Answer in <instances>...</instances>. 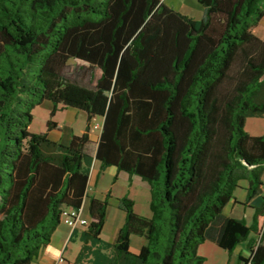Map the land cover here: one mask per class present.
Segmentation results:
<instances>
[{
  "label": "trees",
  "instance_id": "trees-1",
  "mask_svg": "<svg viewBox=\"0 0 264 264\" xmlns=\"http://www.w3.org/2000/svg\"><path fill=\"white\" fill-rule=\"evenodd\" d=\"M201 20L162 0H0V264H32L66 206L82 207L95 157L151 185L147 218L120 200L126 220L108 264H204L215 240L229 257L247 241L264 264V198L245 219L225 217L240 182L245 205L264 189V0H197ZM98 71L93 87L66 77L70 62ZM53 106L47 131L33 111ZM87 114L68 145L49 138L56 113ZM104 118L95 146L91 127ZM90 200L87 234L99 239L108 199ZM132 234L143 236L140 252ZM254 235V237H251Z\"/></svg>",
  "mask_w": 264,
  "mask_h": 264
},
{
  "label": "crops",
  "instance_id": "crops-1",
  "mask_svg": "<svg viewBox=\"0 0 264 264\" xmlns=\"http://www.w3.org/2000/svg\"><path fill=\"white\" fill-rule=\"evenodd\" d=\"M199 18L200 17H195V19ZM46 105L51 112L53 108L52 104L48 102ZM65 110L67 109L60 110L56 113L54 120L57 122L58 126L52 131H49V137L54 131H58V136L53 140L68 145L72 135H81L86 126L76 129L70 125V123H67L64 125L63 129L61 124L57 121V115L59 112ZM70 112H72V117L76 118L80 116L87 120V114L83 111L76 112L72 109ZM103 122L104 118L102 117H97L92 122L91 139L95 146H97L100 140ZM94 129L98 131L97 134H94ZM100 170L101 161L95 157L94 149L90 166V177L82 207L85 217L90 219L91 198L94 197L99 200H104L108 193H110L105 223L99 239H92L86 232L87 227L71 228L64 224H60L54 232L51 242L41 249L38 257L32 264H57L60 257H64L66 261L65 264H108L113 255L112 246L126 220V212L120 203L123 197H128L134 201V211L136 214L147 218L152 216L150 209L151 185L148 181H145L139 175H130L127 171L119 170L114 165L106 167L101 173H99ZM262 180H264V175ZM263 198L264 189L263 192L254 197L248 205H245L247 195L246 198H243L235 194L234 199L225 207L223 215L225 217L245 219L247 224L250 225L253 221L254 208L262 204ZM222 223L223 219L219 220L212 227L213 239L206 241L200 246L199 254L201 256H207V251L214 252L220 256L219 264H249L244 260H240V256L246 260L251 256L247 241L239 244L231 257H229V254L215 242L214 239L218 237ZM251 237H254V235H251ZM130 240V250L135 254L139 253L146 243L145 238L137 234H132ZM206 247H209L208 250ZM207 261L208 259H206L204 264H206Z\"/></svg>",
  "mask_w": 264,
  "mask_h": 264
},
{
  "label": "rangeland",
  "instance_id": "rangeland-1",
  "mask_svg": "<svg viewBox=\"0 0 264 264\" xmlns=\"http://www.w3.org/2000/svg\"><path fill=\"white\" fill-rule=\"evenodd\" d=\"M167 6L179 11L185 15H188L195 19V17H200L197 20H201L204 16V7L197 0H162ZM255 34L264 40V19L262 23L255 29ZM65 75L67 78L77 81L87 87H93L94 81L98 75V71H88L76 66L72 61L68 64L65 69ZM48 103L44 102L42 105L35 108L33 111L34 119L30 127V131L32 133H44L47 131V122L50 119V111ZM50 103V102H49ZM81 111L76 108L69 107L65 111H61L57 115V121L61 124L64 129V125L70 123L76 129H80L81 127H85L87 124V120L83 117L77 116L72 117L71 110ZM84 112V111H83ZM245 130L254 136L264 135V115L262 116H251L248 117L245 124ZM94 134H97V130H93ZM50 139H54L58 136V131H54L53 134H50ZM264 182V180H263ZM248 182L243 180L240 182L239 188L236 189L235 193L239 197L246 198ZM207 250L209 247H206ZM206 259H208L206 264H219L220 256L214 252L207 251ZM228 258V257H227Z\"/></svg>",
  "mask_w": 264,
  "mask_h": 264
},
{
  "label": "built area",
  "instance_id": "built-area-1",
  "mask_svg": "<svg viewBox=\"0 0 264 264\" xmlns=\"http://www.w3.org/2000/svg\"><path fill=\"white\" fill-rule=\"evenodd\" d=\"M60 222L61 224H64L71 228L87 227L89 225L90 219L85 217L83 207L74 208V207L66 206L62 209ZM65 263L66 261L64 257H60L57 261V264H65Z\"/></svg>",
  "mask_w": 264,
  "mask_h": 264
}]
</instances>
